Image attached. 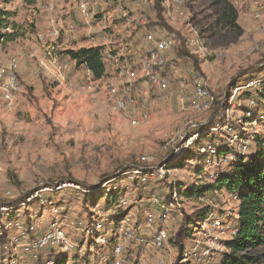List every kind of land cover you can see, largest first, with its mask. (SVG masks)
I'll return each instance as SVG.
<instances>
[{
	"label": "rangeland",
	"instance_id": "rangeland-1",
	"mask_svg": "<svg viewBox=\"0 0 264 264\" xmlns=\"http://www.w3.org/2000/svg\"><path fill=\"white\" fill-rule=\"evenodd\" d=\"M79 1L61 0L55 12H49L48 0H0V9L9 14L6 28L0 32L10 34L0 39V64L21 54L20 92L7 99L0 91V197L7 191L17 198L43 190L49 187L47 184L64 185L53 193L43 192L42 199L31 208L36 215L37 234L56 220L76 247L84 244L89 251L78 257L75 253L62 254L57 260L66 256L64 264H107L115 244L121 246L132 264H156L158 259L163 264H218L219 254L224 251L222 242L235 232L230 220L237 200L225 191L205 192L201 197H185L184 193L211 184L212 171L221 173L229 165L212 167L207 162L209 157L198 155L200 148L209 146L208 139L187 148L183 142L191 134L198 138L196 134L208 126L218 106V131L212 128L204 132L221 136L214 139L215 146H228L232 136L243 138L246 134L243 141L232 140L231 147L237 152L245 143L249 154L253 151L249 138L264 140V98L255 94L254 88L249 89L252 98L247 100L243 97L245 91L234 93L235 88L264 79V0H182L171 15L166 7L170 0H161L169 35L156 25L154 0L124 2L133 11L128 25L113 16L118 0H94L96 15L91 22L79 17ZM231 12L234 23H230ZM51 20L61 34L58 39L50 35ZM69 25L73 32H67ZM90 25L94 26L92 31ZM102 26L107 27L103 40L98 36ZM134 33L138 40L132 39ZM148 34L154 40H173L166 55L168 86L162 93L141 75L139 60L152 47ZM89 47H102L114 55L115 61L106 59L108 72L99 80H93L84 67L76 66L64 54ZM118 63L124 67L123 73L125 69L135 73V105L127 113L114 109L115 99L107 86L119 75L114 69ZM57 64L64 67L61 74ZM124 79V75L116 78L119 86ZM198 87H204L213 100L208 108L204 107L206 101L194 106ZM141 91L148 92L147 101ZM247 112L254 115L247 119ZM144 113L147 120H141ZM162 165L164 176L160 178L154 173ZM135 166L156 172L147 175L143 185L118 177ZM170 186L172 193L177 192L178 206L159 222L160 209L149 207L147 200L159 197L168 202ZM110 189L118 202L106 209ZM122 198L127 205H120ZM96 205L105 215L107 236L104 244L93 247L94 242L78 229L89 227ZM51 208H56L57 214ZM118 208L148 239L157 227L164 228L168 238L164 248L153 251L123 242L117 218L115 223L109 219ZM209 209L207 219L198 217L196 224L188 227L191 234L187 249L179 256L170 238L185 218ZM147 211L158 217L150 230L142 228ZM207 250L210 252L205 255ZM249 254L264 264V244ZM18 258L20 264H32L22 254Z\"/></svg>",
	"mask_w": 264,
	"mask_h": 264
},
{
	"label": "built area",
	"instance_id": "built-area-1",
	"mask_svg": "<svg viewBox=\"0 0 264 264\" xmlns=\"http://www.w3.org/2000/svg\"><path fill=\"white\" fill-rule=\"evenodd\" d=\"M61 0H48L46 8L49 12H55L57 4ZM128 0H118L115 7L112 9L113 16L117 19L121 20L125 24H129L131 22L132 13L131 9H128L124 6V2ZM172 2L171 5L167 4ZM166 1V7L168 8V15H171V12H176L174 10L175 7H179L182 3V0H170ZM94 0H80L78 3V14L83 21H89L95 17V6ZM101 23L105 21V17L102 16ZM103 20V22H102ZM52 30L51 37L53 39L60 38L61 34L59 30L56 28V23L54 20H51ZM95 28L98 27V21L93 24ZM88 26L90 31L93 30L94 26ZM55 27V28H54ZM106 26H102L100 38L103 40L105 38V30ZM73 32V26H67V32ZM41 40V36H40ZM147 41L152 44L150 50L147 51V55L144 58L139 60L141 75L147 84L154 87L160 93L165 92L168 86V79L166 77V55L168 51L171 49L173 45V40L169 37L160 38L158 40H154L152 35L147 36ZM96 48V47H95ZM20 52L16 55L12 56L10 60L6 64H0V91L5 95L7 99H10L13 95L18 94L21 90V86L18 78L19 71V60L21 58ZM115 61V60H114ZM124 67L116 64L114 69L118 71L119 75H116L112 80H109L107 83L108 90L110 95L115 99L114 100V109L117 112L127 113V110H130L129 107H133L135 105V100L133 97V92L136 90L135 88V73L129 69H125L124 73L122 71ZM56 69L58 73H62L64 67L57 64ZM89 74V72L87 71ZM90 75V74H89ZM121 75L125 77L123 84L119 86V81L116 78H121ZM264 81V79H260L259 81H251L243 87L235 88L234 93L240 91H246L252 88H258L261 91L260 84ZM140 95L143 97L145 101L148 99V92L141 91ZM206 108L212 103V98L210 97L208 91L204 87H198L195 90V101L194 106L204 102ZM253 104L252 101H250ZM250 115H253L250 112H247V119L250 118ZM148 116L144 113L142 115L141 120H147ZM219 125H216V128H213V132H217L219 129ZM195 135L188 138L185 141L184 147H189L193 140H195ZM240 135L232 136L230 139L231 144L232 140L243 141ZM236 142V141H235ZM245 142V141H244ZM231 144H228V147H231ZM218 147L209 145L207 147H202L199 150L201 155H206L209 157L207 162L210 166H220L226 164L228 161L233 162V155L219 156L216 160V151ZM239 154H246L248 152L247 144L243 143L239 146L238 151ZM142 161H145V158H142ZM165 165L160 167L159 171L148 172L145 171L144 168L140 166H135L130 168L129 170L122 172L118 177L124 176L128 181H135L137 184H145L148 180L147 175H157L162 178L164 176ZM154 173V174H153ZM214 174H210V178L212 179ZM107 183V182H106ZM61 186L58 185L55 187H47L43 190H35L34 192L20 196L21 200L18 203H15L14 200L19 198L15 197L11 192L7 191L0 197V264H20L19 263V254L27 257L32 264L39 260V258L50 250H54L58 256L61 257L64 253H75L76 256H82L89 251L85 248V245L82 244L79 247H76L70 239L64 234L61 223L54 220L51 222L48 227L40 234L36 233V226L34 225L36 215L31 212L32 205L34 202H38L42 199V193H53L56 190L61 189ZM79 189V186H74ZM177 192L172 193V199L169 202H165L163 198L153 197L147 200L149 203V207H158L160 209L159 213V222H161L164 217L168 216V214L172 211L171 209L178 206V198ZM232 199H236L235 196H232ZM37 200V201H36ZM47 202V201H46ZM127 200L122 198L120 200V205H127ZM54 214H57L56 208H51ZM171 210V211H170ZM92 216V222L89 227L86 225L80 226L79 231H81L84 236L93 237V242L95 246L102 245L106 242L107 232L104 233V222L106 221L105 215L99 212L98 206L94 207V212ZM158 217L153 212H145L144 224L142 225L143 229H152L153 226L156 225ZM213 219V217H210ZM117 228L119 231L120 238L123 242L126 243H134L145 248L151 249L153 251H161L166 242H167V233L164 228L157 227L153 234L146 237V234L140 230L139 226H135V221L131 220V217L124 216L121 221L118 222ZM141 228V229H142ZM234 234V232L232 233ZM89 246L88 249H90ZM195 251L196 249L193 248ZM210 251H206L204 254H209ZM66 258V256H65ZM46 264H53L51 260H47ZM86 264H94L92 262H88ZM107 264H132L127 258L124 256L122 248L119 244H115L111 248V257L110 261ZM156 264H163L161 259H158Z\"/></svg>",
	"mask_w": 264,
	"mask_h": 264
},
{
	"label": "trees",
	"instance_id": "trees-1",
	"mask_svg": "<svg viewBox=\"0 0 264 264\" xmlns=\"http://www.w3.org/2000/svg\"><path fill=\"white\" fill-rule=\"evenodd\" d=\"M153 7L156 10V25L160 26L167 33H171L170 28L165 23L163 18L161 0H154ZM8 17L9 14L0 9V31L6 28L5 23L6 18ZM229 17L231 18L230 23H232V21L234 23V16L232 12L229 14ZM8 35L10 34L0 32V39L3 40ZM64 54L71 61H74L76 66L84 67L85 70L89 72L93 80H99L107 74L106 59L114 61V55H109L102 47L81 48L77 51L67 50ZM180 55V53L177 54V56ZM243 83H246V81ZM260 87L262 88L261 91H259L258 88H254L255 94L264 98V81L261 82ZM250 91H245L243 96L244 99L247 100L252 98ZM215 106H218V104L216 103ZM218 107L216 108L215 114L212 118H210L208 126L203 127L204 129H202L200 133L196 134L198 135V138L193 140L189 147L197 145L205 139L209 140V145H214V139L221 137L218 136V134H209V132L207 134L204 133L205 130L208 131L209 129L216 128V119H218L217 112L219 110ZM252 114L254 115V112H252ZM193 135L194 134L187 136L184 141ZM246 136V134L243 135V138ZM248 140L253 144V151L249 154H239L232 147L221 145V147H219L216 151V160L219 156L232 154L234 158L233 164L231 161H228L224 164V166L229 165L228 168L226 167L227 170L221 173H218L217 169L213 170L214 182L211 184L199 185L184 193L185 197H201L205 192L214 193L215 191H225L236 197L237 207L236 210H234L233 218L230 220L231 225H233L232 228L235 232L234 234H231L229 239L222 242L224 251L219 254L218 264H262L261 259L256 256H251L249 252L260 244H264V140L259 137H255L253 139L249 138ZM198 155L205 156L200 153ZM108 180L103 181L102 183H106ZM47 185H49V187H55V184ZM108 192L111 194L108 196V203L105 205L106 209H110L118 202L117 196L113 195L115 191L111 192L110 189ZM171 199L172 187L170 186V192L167 197L168 202ZM20 200L21 197L15 199L14 202L18 203ZM210 212L211 210L209 209L205 212H200L193 217L185 218L181 228L172 238H170V244L179 252V256L183 255V252L187 249L186 242L191 234L188 227L195 225L196 218L198 219V217H201L200 219L204 220L207 219ZM126 215L127 214H125L121 208H118L114 213L109 215V219L110 222L113 223L116 217L119 222V220ZM89 238H91V236ZM89 238L88 240L93 243V237L91 239ZM55 253L56 252L54 250H50L33 264H46L47 260H51L53 264H64L66 258L58 261V256Z\"/></svg>",
	"mask_w": 264,
	"mask_h": 264
},
{
	"label": "crops",
	"instance_id": "crops-1",
	"mask_svg": "<svg viewBox=\"0 0 264 264\" xmlns=\"http://www.w3.org/2000/svg\"><path fill=\"white\" fill-rule=\"evenodd\" d=\"M79 15V14H78ZM80 17V16H79ZM149 35V34H148ZM98 36H100V34L98 35ZM147 38V37H146ZM132 39H135V40H138V37H137V34L136 33H134L133 34V36H132ZM149 44H150V42H148ZM150 46H151V44H150ZM122 49V51H123V47L121 48ZM134 51V49L132 50V52ZM128 52H130V51H128Z\"/></svg>",
	"mask_w": 264,
	"mask_h": 264
}]
</instances>
